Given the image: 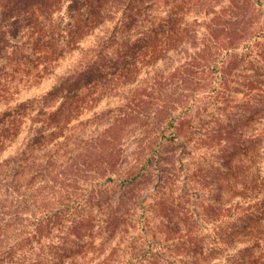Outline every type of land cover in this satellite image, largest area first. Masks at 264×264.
Returning <instances> with one entry per match:
<instances>
[{
  "label": "trees",
  "instance_id": "obj_1",
  "mask_svg": "<svg viewBox=\"0 0 264 264\" xmlns=\"http://www.w3.org/2000/svg\"><path fill=\"white\" fill-rule=\"evenodd\" d=\"M161 2L0 0V264H264V0Z\"/></svg>",
  "mask_w": 264,
  "mask_h": 264
},
{
  "label": "rangeland",
  "instance_id": "obj_2",
  "mask_svg": "<svg viewBox=\"0 0 264 264\" xmlns=\"http://www.w3.org/2000/svg\"><path fill=\"white\" fill-rule=\"evenodd\" d=\"M228 3V0H162L161 2V6H162V11L161 13H163V15H170L171 13L175 11L180 12V15H185V14H190V15H194L195 12L197 10L200 9V11H206L208 9H210L212 6H216L218 9H220L222 7V5ZM213 10V7H212ZM86 44L83 45H88L90 43H92V38H88ZM261 44L264 45V36L262 37V39L260 40ZM85 43V42H84ZM82 45V46H83ZM263 47V46H262ZM76 55H74L72 58H67L64 63L60 66V69H66L69 65V63H72V61H74L76 59ZM52 83V80H45L43 81V83L40 85L39 89H42L44 87H47L48 85H50ZM36 87H33L32 89L29 90H24L21 94V96H26L30 93H32L34 91ZM242 93V92H240ZM228 100L233 99L232 95L229 96V98H227ZM234 101H232L233 103L236 102L237 100L233 99ZM107 102L104 101V104H106ZM228 102H224L222 106V109H219V106H215L214 110H215V114H213V116L211 118H213L215 116V118L220 115L223 114L225 110V107H227ZM230 104V103H229ZM3 107L2 104H0V108ZM113 107L111 106H107L104 110V112L102 114H104L105 118L106 115L109 114V111H114V109H112ZM212 109H209L208 111V115L212 113ZM103 116V115H102ZM89 133L92 131V129H89ZM129 146L127 148V152H128V158L129 160L133 158L134 154H135V149H136V140H134L133 137L129 138ZM203 152L204 149H197V148H193L192 150V154L185 156V163H184V169L181 170L180 172H177V185H178V189L179 191H184L187 187H188V191L189 194L188 196L190 197H194L195 196V188L197 186H200L201 183L200 181H198L197 183L195 182V179L192 177L193 172H195V170L202 164L204 163V157H203ZM167 155H173V151H168ZM154 183L151 184H146V183H142L141 185H139V188H147L149 187V189L153 186ZM213 185H208L206 187L205 191H201L199 194L203 195V198H210L211 192H208L209 190L213 192ZM212 188V189H210ZM225 190V189H224ZM142 194L145 193L146 191H140ZM153 193L150 192L149 196L152 195ZM120 196V194L118 193L116 195V197ZM227 194L222 195V199L223 200H227ZM153 198L150 197L146 203H150L149 201H151ZM155 210V205H152L151 209H148V211H146V215L148 220H151L152 223H157L158 218L155 216L154 213ZM97 210H93L91 211L89 208L85 209L83 211V217L85 218H91L93 215L97 214ZM142 210H139V215H141ZM140 218V217H139ZM145 216H143V220L141 222H137V227L134 230V234L135 236H137V239L139 238V243L141 242H145L146 240V244H148V239L151 238V236H149L146 232V223H145ZM98 220V219H97ZM99 240V238H97ZM138 250V253H143L146 250V245L144 246H139L138 249H136L135 251ZM130 255V254H129ZM89 256H92V250L89 253ZM140 260H134L132 263L130 264H134V263H138Z\"/></svg>",
  "mask_w": 264,
  "mask_h": 264
}]
</instances>
